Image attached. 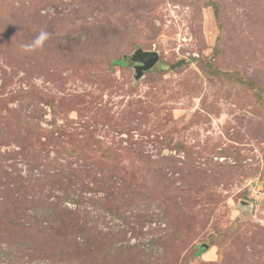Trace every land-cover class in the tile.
<instances>
[{
	"label": "rangeland",
	"instance_id": "obj_1",
	"mask_svg": "<svg viewBox=\"0 0 264 264\" xmlns=\"http://www.w3.org/2000/svg\"><path fill=\"white\" fill-rule=\"evenodd\" d=\"M138 47L159 59L136 80ZM63 242L264 264V0H0V264Z\"/></svg>",
	"mask_w": 264,
	"mask_h": 264
},
{
	"label": "trees",
	"instance_id": "obj_2",
	"mask_svg": "<svg viewBox=\"0 0 264 264\" xmlns=\"http://www.w3.org/2000/svg\"><path fill=\"white\" fill-rule=\"evenodd\" d=\"M123 61V60H122ZM122 61H120V62H122ZM119 62V63H120ZM29 209H31V208H33V207H28ZM32 216H34V214H30V217H32ZM35 217V216H34ZM40 220V219H39ZM43 221L44 220H42L41 222L43 223ZM13 222V224H15L17 227H24L25 225H26V222H22V223H20V222H17V221H12ZM58 222L59 223H61V226L60 227H64V228H67L68 227V222H67V220L66 219H64V218H62V219H60V220H58ZM58 227H59V225H57ZM57 226H54V225H47V226H44V228H43V230L42 229H40V233L41 234H43V233H45V234H48L49 233V231L48 230H52V231H54L55 229H56V227ZM77 229H79V231H80V236L83 238V246L84 245H86L87 246V244H89L90 243V241H89V238H90V236H91V233L88 231V230H86L85 229V227H84V225H80V226H78L77 227ZM66 235H67V233H65L64 234V237H66ZM56 242H54V243H52V244H54V245H51L50 247H51V249H54V248H58V245L59 244H55ZM60 243V242H59ZM64 244H65V247L67 248L66 250V252L65 251H63V250H59L58 252H57V249L55 250V251H51L50 250V252H49V256H50V258H51V256H53V255H56L57 257H58V263L59 264H67V263H69V264H93V262H90L89 260H88V255H87V253H83V252H81V250H79L78 249V246L76 245L75 246V243L72 245V244H69V243H65V242H63ZM27 247V246H26ZM80 249H81V247H79ZM3 249V248H2ZM7 250H5V251H3V250H0V253H5V254H7V257H5L6 259H8V260H10L11 258H13L14 256H13V254H12V252H14L13 250H11V248H6ZM203 251V248H198V250H197V255H199L201 252ZM23 252H25V255H26V258L28 259V260H31V258H35V257H39L38 256V254H37V251L36 250H34V249H32V248H29L28 247V249L26 248L25 249V251L23 250V251H21V253H23ZM66 253H67V256L68 257H64L65 255H66ZM1 254V255H2ZM24 254V253H23ZM84 254H86L84 257H82ZM59 255L61 256V257H59ZM82 257V258H81ZM96 257H98V256H96ZM16 258V257H15ZM88 260V261H87Z\"/></svg>",
	"mask_w": 264,
	"mask_h": 264
},
{
	"label": "water",
	"instance_id": "obj_3",
	"mask_svg": "<svg viewBox=\"0 0 264 264\" xmlns=\"http://www.w3.org/2000/svg\"><path fill=\"white\" fill-rule=\"evenodd\" d=\"M129 58L133 62L134 78L140 79L144 72L151 69L159 59V52L154 49H142L140 47L134 49L131 54L123 56Z\"/></svg>",
	"mask_w": 264,
	"mask_h": 264
},
{
	"label": "clouds",
	"instance_id": "obj_4",
	"mask_svg": "<svg viewBox=\"0 0 264 264\" xmlns=\"http://www.w3.org/2000/svg\"><path fill=\"white\" fill-rule=\"evenodd\" d=\"M46 39H47V33L41 32L39 36L36 38L35 44L40 45Z\"/></svg>",
	"mask_w": 264,
	"mask_h": 264
}]
</instances>
